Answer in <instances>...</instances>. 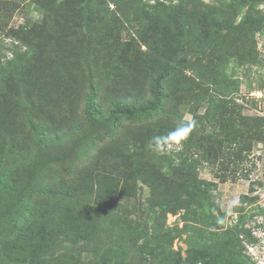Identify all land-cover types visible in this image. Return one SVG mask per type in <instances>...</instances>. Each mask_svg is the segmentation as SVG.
Masks as SVG:
<instances>
[{
	"label": "rangeland",
	"instance_id": "rangeland-1",
	"mask_svg": "<svg viewBox=\"0 0 264 264\" xmlns=\"http://www.w3.org/2000/svg\"><path fill=\"white\" fill-rule=\"evenodd\" d=\"M184 1L185 9L194 10L196 17L183 13L177 27L164 18L136 21L133 7L125 0H101L98 15L115 28L94 35L97 42L89 56L92 79L79 66L86 41L78 28L70 29L73 18H68L70 26L47 33L41 0H6L5 9L0 5V73L26 51L11 31L30 28L33 35L50 44L43 49L50 60L46 70H20L17 76L3 77L0 84V210L22 189L26 197L18 211L30 209L32 213H25L28 217L20 222V233H0V264H28V255L35 256L31 264H56L57 259L63 264L71 260L96 264L94 250L114 239L113 226L128 230L129 221L145 237L136 243L125 242L126 264H197L191 254L216 256L212 248L213 241H218L215 234L230 229L234 230L232 245L250 263L264 264V142L253 143L248 157L236 165L204 164L198 169L200 179L216 184L211 192L216 211L213 226L197 218V206L188 207L189 212L176 207L155 221L150 219L156 208L148 209L147 185L139 173L155 169L160 176L167 174L161 158H177L180 145L161 152L145 147L139 161L122 160V148L132 154L133 145L144 140L141 130L116 120L112 135L105 132V121L115 110L150 101V79L163 73L176 55L186 57L188 63L163 85L170 97L161 118L164 125L181 120L191 123L196 117L200 121L196 128L206 130L208 99L220 95H226L229 102L222 114L238 121L248 117L264 121V29L256 36L257 31L242 20L247 16L259 20L264 0L258 4L248 0L246 5L242 0ZM207 13L214 16L211 26L204 22ZM184 21L190 22L184 27ZM91 85L96 92L94 123L86 114ZM191 86L203 88L202 94H191ZM106 175L118 176L120 189L110 208L115 223L98 238H82L72 226L59 224L58 218V227L57 222L41 223L68 209L96 206L83 186L88 180V184L93 182L91 177ZM224 175L227 179L221 182L219 177ZM146 178L153 181L152 174ZM157 195L156 202L161 194ZM31 221L36 225H30ZM38 231L48 234L42 251L31 250L28 241L30 232L36 237ZM161 232L171 237L170 244L162 240ZM223 263L230 264L229 260ZM205 264L213 263L208 260Z\"/></svg>",
	"mask_w": 264,
	"mask_h": 264
},
{
	"label": "trees",
	"instance_id": "trees-1",
	"mask_svg": "<svg viewBox=\"0 0 264 264\" xmlns=\"http://www.w3.org/2000/svg\"><path fill=\"white\" fill-rule=\"evenodd\" d=\"M125 1L133 7L136 21L152 17L154 19L164 18L175 23V25L179 27L178 23L181 17H183V13L190 14L191 19L196 17V14H194L195 12H193L194 10L190 11L185 9L184 0H177L176 3H174V0H163L162 2L154 0V3H150L149 0ZM252 1L258 4L260 0ZM100 2L101 0H41L40 3L46 19L43 28L47 33L70 26L68 24L70 21L68 18L74 19L70 29L72 30L74 27L76 29L78 28L83 39L86 41L80 59L81 64H78L80 67L82 66L84 71L88 72L91 79L93 71L89 56L93 43L97 42L94 35L100 34L102 31L108 32L112 30V28H115L111 26L110 22H105L99 17L98 7ZM241 2L242 5H246L248 0H242ZM0 5L2 9H5L6 0H0ZM258 14L260 16L259 20H253L248 16L243 19L240 17V19L243 20V23L252 28L253 31H260L264 29V14L261 12H258ZM64 18H66V20H64ZM203 18L207 26L213 25V15L208 13L203 14ZM238 18L239 17H237V19ZM189 22L190 21H184L183 26H187ZM183 26L181 25V27ZM38 27L41 28V25ZM31 31L30 28L26 29L24 27H20V29L16 31H11V34H13L12 36L25 45L26 51L22 55H16L13 60L8 62L5 73H0V84L3 83L2 78L8 74L17 76L20 70L22 72L25 70V72L29 73L33 67L36 71H38V69L41 70V68L46 70L49 67L50 60L43 52V49L50 44L44 43L39 37L33 35ZM207 49H209V45ZM43 53L42 64L37 68V61L42 58L41 56ZM57 53L56 50V53H51V56ZM198 53L199 52H196L197 55ZM187 63L186 57L174 56L163 73L157 74L150 79L148 89L151 99L148 103L128 109H117L109 117L108 121H105V132L108 135H112L114 132V126L117 124L116 120L126 121L130 126H136L135 128L139 131L141 130V134L144 135V140L139 145H133L132 149L134 153H127L122 148V153L120 155L122 160L133 158L139 161L143 157V149L148 147V141H150L153 136L166 135L177 126L178 123H168L164 125L161 121L162 116L165 114L166 105L170 101V97L164 93L163 85L164 83L172 81ZM6 83L7 82L4 84ZM202 90L203 88L197 86L190 87L191 94H196V96L202 94ZM95 97V87L91 85L86 102V114L88 116V121L92 123L95 122V116L97 114ZM208 101V107L204 113L207 129L199 131L196 126L200 121L196 122V117L193 118L192 122H195V126L189 137L179 144L181 149L175 153L177 158H161L165 160L167 174L160 176L155 173V169H151L150 172L139 173L143 176V181L147 185L146 190L149 197L148 209L152 207L156 208L150 216L152 221L159 219L160 216L163 217L176 207L186 209V211L189 212V208L191 209L192 206H197L195 210L196 216H198L197 218H203V222L210 221L213 226H216L213 221V219L215 220L213 214L216 211L211 193L213 190L212 188L215 187L216 184L200 179L198 176V169L204 164L210 167L223 165L224 168L236 165L238 162H243V160L248 157V154H250L252 150L253 143L264 142L263 119L248 117L238 121L233 117L222 114L223 110L226 111L229 104L226 95H220L218 98L211 97ZM126 148L130 149L127 146ZM149 174L153 175V181L146 178ZM91 179L93 182L88 184V180L84 183L83 187L87 186V193L90 197H94L96 206L90 209H68V211H64L58 215L45 217L41 223L47 224L48 222H52V224L55 225V222H57L56 225L58 227L57 218L61 219L59 224L65 223L68 228L72 226V228L82 235V238L89 241H92L93 238H98L107 228H111L115 221L112 219L114 218V213L110 212V208L112 207V202L117 198L120 189V178L118 176L115 178L106 175L91 177ZM226 179L225 175L219 177L221 182H225ZM158 193H160L161 196L160 200L156 202L153 199L158 196ZM25 195L26 191L20 189L14 197L15 199L9 201L10 203L8 206L0 210L1 234L4 232L6 235L13 236L20 233L17 232L20 222H26L27 215L29 213L32 214L29 212L30 209L24 212L18 211L20 204L26 197ZM131 223L132 221H129L127 225L128 230L116 226L111 228L116 236L103 248L94 250V255L96 256L94 262L96 264L127 263L125 260V256L127 255L125 242L130 241L136 243L139 238L145 237V232L138 230V228L136 229ZM30 225H36V221H31ZM218 228L219 230L222 229L220 226ZM233 232L234 230L232 229L218 231L215 234L218 241H213L212 246L217 255L213 256L208 254L205 256L193 252L191 254L193 263L205 264L208 260H212L213 264H224V260H229L230 264H252L248 261L247 257L241 254V251L237 250L236 247L232 245ZM47 237L48 234L44 233V231H38L36 237H33L30 232L28 241L31 250H44L47 244ZM164 239L168 240L169 244L171 243V237L162 233V240ZM162 240H159L158 245H160ZM22 248L23 247H21V249ZM25 256H27V254H25ZM32 258H35V256L28 255L25 261H29L28 264H31ZM70 262L69 264H76L73 260ZM6 263L11 264L12 262L6 261ZM56 264L63 263L61 260L57 259Z\"/></svg>",
	"mask_w": 264,
	"mask_h": 264
},
{
	"label": "clouds",
	"instance_id": "clouds-1",
	"mask_svg": "<svg viewBox=\"0 0 264 264\" xmlns=\"http://www.w3.org/2000/svg\"><path fill=\"white\" fill-rule=\"evenodd\" d=\"M194 126V121L185 123L181 120L178 122L177 126L166 135L153 136L149 141L148 147L154 151L161 152L173 145H179L189 137Z\"/></svg>",
	"mask_w": 264,
	"mask_h": 264
},
{
	"label": "built area",
	"instance_id": "built-area-1",
	"mask_svg": "<svg viewBox=\"0 0 264 264\" xmlns=\"http://www.w3.org/2000/svg\"><path fill=\"white\" fill-rule=\"evenodd\" d=\"M261 12L264 14V3L261 5ZM260 35H262L261 34V32L260 31H257L256 32V36H259L260 37ZM262 36H264V35H262ZM257 39V38H256ZM258 41V40H257ZM257 44V43H256ZM259 48H261V47H259Z\"/></svg>",
	"mask_w": 264,
	"mask_h": 264
}]
</instances>
